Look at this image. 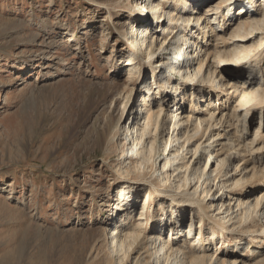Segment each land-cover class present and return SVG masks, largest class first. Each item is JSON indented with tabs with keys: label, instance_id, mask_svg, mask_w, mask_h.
Returning a JSON list of instances; mask_svg holds the SVG:
<instances>
[{
	"label": "rangeland",
	"instance_id": "rangeland-1",
	"mask_svg": "<svg viewBox=\"0 0 264 264\" xmlns=\"http://www.w3.org/2000/svg\"><path fill=\"white\" fill-rule=\"evenodd\" d=\"M102 3H108L110 9L102 11ZM164 5L165 10L173 8L170 2ZM243 5L246 12L243 16L252 20L264 11V0H244ZM192 6L193 2L189 7ZM240 8L236 6L235 11ZM142 11L131 0H0V264H112L103 231L110 232L112 226L107 219L117 191L125 182L119 173H130L138 181L123 184L129 186V194L135 198L131 209L133 218L138 216L136 204L150 188L149 184L159 183L162 138L157 143V158L139 171L141 174L126 172L127 161L120 159V148H127L119 144L123 125L130 115L128 111L138 107L146 85L151 87L149 94L153 91L151 100L156 95L155 101L163 107L160 109L163 117L175 108L173 98L160 99L157 82H162L164 75L157 70L154 77L146 64V56L138 62L124 39L128 21ZM234 21L217 30L221 39L210 37L211 48L221 56L215 62L217 80L221 84L240 81L264 88V53L260 58L261 71L252 78L245 70L232 74L236 69L228 59L234 47L242 43L232 41L228 35ZM262 31H256L246 44L258 43L264 34ZM153 45L156 58L159 52L156 39ZM261 48L264 51V45ZM128 55L135 64L123 66ZM128 72L131 81H128ZM124 86L126 91H119ZM190 91L193 95L210 97L206 95L207 89L189 88ZM235 105L236 98L231 99L230 108L222 109L224 112L219 110V117L230 113ZM189 107V103L185 105L186 110ZM108 115L112 117L111 133L109 138L100 139L92 126L97 122L103 125ZM233 123L229 134L234 131L247 158L253 157L246 164L240 163L241 166L263 167L264 111H256L252 117L242 113ZM258 127L260 139L255 135ZM216 140L217 144L232 146L226 139ZM197 143L204 148L208 139H200L194 145ZM202 153L193 167H202L208 159L205 149ZM237 159H231L228 176L234 173ZM214 162L215 167L217 162ZM263 174L251 188H238L237 193L246 191L243 197L254 201L264 186ZM192 184L190 190L194 187ZM208 186L216 195L215 203L220 202L218 189L212 183ZM157 194L153 192V197ZM198 194L200 199V188ZM107 199L110 202H105ZM222 200L226 206L233 202L225 196ZM161 205L157 200L147 217L138 219L145 238L142 245L157 231L166 239L169 228L173 233L178 228L190 227L188 238L199 248L195 238L203 224L201 233L217 232L206 248L200 247L202 252L206 249L207 256L216 251L227 260L237 258L240 264H264V237L257 240L249 237L252 233L249 230L263 228L261 218L254 222L247 220L244 226L248 231L239 235L242 238L239 241L232 238L224 244L223 231L212 218L199 222L198 211L193 207L178 209L180 205L166 198ZM160 218L165 219L161 230ZM91 231L96 232L92 238L88 236ZM249 248L254 249L255 256L248 255ZM141 251L142 248L123 264H138L142 260L138 257Z\"/></svg>",
	"mask_w": 264,
	"mask_h": 264
},
{
	"label": "bare ground",
	"instance_id": "bare-ground-1",
	"mask_svg": "<svg viewBox=\"0 0 264 264\" xmlns=\"http://www.w3.org/2000/svg\"><path fill=\"white\" fill-rule=\"evenodd\" d=\"M131 2L134 7L138 6L143 11L132 16L128 21L129 29L124 39L131 46L138 62H142L143 57L146 56V64L151 68L154 77L157 70L164 75V80L157 82L160 99L173 98L175 108L163 117L160 113L163 107L155 101L156 95L151 100L153 91L149 94L151 87L146 85V92L142 93L138 107L128 111L130 115L123 125V137L119 141L120 145H127L125 149L120 148V159L127 161L128 165L125 171L136 175L153 162L157 156V143L160 138L163 139V162L157 179L159 186L156 187L157 182L150 183V188L145 190L136 204L137 218L131 215L135 198L129 194V186L123 185L129 180H135V177L130 173L127 175L117 171L125 182L117 191V197L114 199L116 202L112 203L113 206L107 219L112 226L110 232L103 231L109 255L113 260L112 264H123L141 248L142 251L138 257L142 260L138 264H240L237 258L227 260L224 256H218L216 251L208 256L205 254L206 249L201 251L200 247L206 248L207 244L214 240V234L217 233L214 232L215 230H211L210 234L201 233L203 224L200 225L195 238L200 243L199 248L195 246L194 241L191 242L188 238L190 227L174 229L173 233L169 228V235L166 239L161 231H157L150 240L144 242L148 243V246L142 245L145 238L142 234L143 229L138 227V219L146 218L152 204L158 200L161 205L162 199L166 198L171 203L180 205L178 209L182 206L193 207L198 211L199 222L203 218L207 220L212 218L211 220H214L219 229L223 231L221 236L224 244L232 238H235V241L242 238L239 235L248 231L244 226L247 220L251 222L258 218L264 220V186L260 193L254 196V201L243 197L246 191L237 193L238 188H251L254 181H260L263 177L264 166L258 167L253 164L250 168L247 167L248 169L245 166L242 167L240 163H245L253 157L248 156L247 158L246 152L236 141L234 131L229 134L232 130L231 125L234 124L233 121L242 113L252 117L256 111H264V88L259 86L260 84L252 86V84L246 85L240 81L221 84L217 80L215 65L217 58L221 56L215 54L218 51L211 48L213 43L210 42V37L214 40L219 37L217 30H222L228 21L235 19L228 35H231L232 41L242 43L234 47L231 55L228 54L230 55L228 62L234 64L236 69L232 74L238 75L245 70L248 77L256 75L262 67L260 58L264 53L261 48L264 45V34L256 44L251 43L250 45L249 43L248 45L246 41L256 31L264 30V11H261L262 15L259 18L252 20L243 16V13H246L242 9L244 0H131ZM165 2H170L173 8L165 10ZM191 2L193 6L189 7ZM236 6L241 8L235 11ZM101 9L108 11L110 5L102 3ZM154 39L158 41L157 59L153 52ZM175 54H177V60L173 58ZM125 59L123 66L135 64L129 55ZM128 75L130 77L128 81H131L130 72ZM176 76L179 77L176 78ZM125 88L124 86L119 91L124 92ZM189 88H196L197 91L207 89L206 95L210 97L207 98L203 94L193 95L192 91L189 92ZM235 98L234 109L230 113H222L219 117L220 112L218 111L230 108V100ZM188 103L190 107L186 110L185 105ZM111 123L112 117L108 115L103 125L97 122L92 129L100 139H104L111 133ZM229 127L231 129L226 130ZM213 128L217 131L212 132ZM255 135L258 139L262 137L259 127L255 130ZM205 137L208 139L206 147L203 148L199 143L194 145L196 141ZM216 139H226L232 146L223 142L217 144ZM215 144L217 145L213 147ZM211 147L213 148L210 150ZM204 149L207 151L208 159L204 161L202 167H193L198 156L201 154L203 156ZM212 158L217 162L215 167ZM233 158H238V162L234 164L232 176H228ZM238 174L239 177H235ZM191 183H193L191 187H194L190 190ZM210 183L218 189L220 195L217 200L220 199V202L215 203L216 195L210 190L208 186ZM199 188L202 197L197 199ZM153 192L158 194L153 197ZM224 196L225 199L228 197L230 201L233 200L232 203L229 201L232 206H229L230 203L225 205L222 200ZM105 202H110V199ZM160 207L163 211L165 210L163 205ZM176 210L172 211V214ZM215 210H218L216 214ZM163 220L165 219L160 218L159 220L160 230L164 226ZM249 231L252 232L249 236L252 240L264 237V226L258 231L257 229ZM88 233L91 238L96 235L95 231ZM248 255L255 256L254 249L249 248Z\"/></svg>",
	"mask_w": 264,
	"mask_h": 264
}]
</instances>
